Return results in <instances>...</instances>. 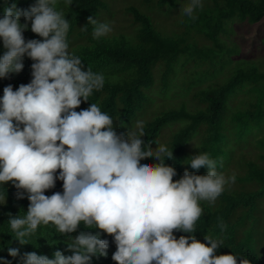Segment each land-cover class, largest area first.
I'll return each mask as SVG.
<instances>
[{
    "label": "clouds",
    "instance_id": "1",
    "mask_svg": "<svg viewBox=\"0 0 264 264\" xmlns=\"http://www.w3.org/2000/svg\"><path fill=\"white\" fill-rule=\"evenodd\" d=\"M65 2L71 5V0ZM57 3L36 0L26 10L12 3L0 18L6 50L0 57V78L21 72L25 56L33 61L30 83L15 91L8 85L0 98V185L12 182L17 199L27 194V213L9 214L8 221L21 246L29 244L41 225H53L60 235L76 232L81 222L99 231L80 232L68 243L70 256L60 250L52 259L35 251L21 255L11 247L8 255L19 257L20 264H91L93 256H107L109 241L101 238L105 233L114 238L117 250L111 258L116 264H237L236 255H215L221 240L206 235V246L194 236L177 239L173 234L194 233L203 214L199 202L214 204L225 186L235 183V175L218 172L217 161L201 152L188 165L197 171L207 168V174L185 170L173 182L177 172L162 158L173 159V151L158 141L155 150L145 145L144 121L125 135L115 131L113 119L95 103L77 112L82 101L104 87L105 78L83 70L82 60L69 52L70 23ZM202 7L201 0H190L180 13L195 19L194 11ZM28 22L42 39L25 40ZM88 24L94 26V39L103 40L112 31L109 23L92 17ZM148 157L159 163H140ZM57 179L63 192L46 196ZM0 264L9 262L0 258ZM239 264L251 261L241 257Z\"/></svg>",
    "mask_w": 264,
    "mask_h": 264
},
{
    "label": "trees",
    "instance_id": "2",
    "mask_svg": "<svg viewBox=\"0 0 264 264\" xmlns=\"http://www.w3.org/2000/svg\"><path fill=\"white\" fill-rule=\"evenodd\" d=\"M140 2L147 7L166 8L169 12H175L182 23V32L175 37L160 35L151 28L148 16L133 7H127L124 12L129 13L132 21L140 25L133 41L122 36L94 39L90 35L94 26L88 24V18L95 16L99 11L107 10V4L103 0H71V5H67L65 0H58L57 9L63 11L70 23L66 37L69 46H73L70 53L82 60L83 70L87 71L90 68L105 78L104 87L99 91L94 90L88 101H82L80 107L75 110L79 112L95 103L102 112L113 119L115 131L121 133L122 128L135 118L148 100L146 91L153 86L152 66L158 61L162 62V78L158 83V89L162 94L168 85L166 79L174 74L176 68H183L185 63L191 62L192 78L187 84L176 86L174 92L180 89L189 90L197 108L193 111H188L184 107L174 108L145 121V136L142 139L146 146L155 150V141L160 129L166 124L183 120L184 124H181L165 143L168 149L173 151V159L162 157L165 164L174 167L177 172L173 182L178 181L185 170L196 175L207 174V168L197 171L188 165L191 157L201 152H207L210 158L216 160L217 171L222 172L221 169L226 162L221 155H232L231 149L224 148L228 140L248 134L255 128H264V71L260 72L257 64L250 60L236 59L232 60L235 64L233 68L225 72L228 73L227 76L221 74L219 81H214L211 86L208 84L201 89L197 87L207 79L215 77V75L210 77V70L215 61L219 63L217 71L219 74L230 63V55L237 54L235 46L228 50L221 46L219 35L229 34L230 25L234 23H244L247 27L258 23L264 18V0H201L203 7L194 11L195 19L180 13L181 8L190 0H140ZM12 3H15L18 9L26 10L34 5L36 0H0V18H3L5 7ZM20 23H25L23 16ZM191 32H196L215 49L203 46L196 48L188 44ZM23 36L26 41L42 39L32 33L30 22ZM260 43L264 48V39H261ZM5 51L0 39V57ZM181 58L184 63L180 67ZM22 63L21 72L10 73L8 77L0 78V98L3 97L4 87L12 85L15 91L21 84L30 83L33 61L25 56ZM183 75L180 69V78L177 81H180ZM244 97L247 99H243ZM231 106L235 107V110L226 117ZM228 130H232L233 137L225 136V131ZM222 139H225L224 145L219 144ZM191 141L196 142L193 147L190 145ZM255 144L264 151V136L257 138ZM257 158L264 161L263 154L257 155ZM140 163L156 164L159 161L154 157H148ZM237 167L241 172L235 176L237 184L235 188L225 187L214 204L208 201L199 202L203 214L194 226L196 231L190 234L174 230L173 234L177 239L182 235L194 236L199 242L210 246L204 239L208 235L222 241L215 255H236L237 264L241 257L249 259L251 264H264V259L258 252L262 245L257 239H253L254 234L252 236V231L258 223L256 217L258 201L264 195V168L255 160L244 165L238 164ZM58 174L57 171L56 175ZM9 184L11 182L0 185V196L5 198L0 200V258L7 260L9 264H20L19 257L13 258L8 255L10 247L18 248L21 255L35 251L38 255H46L52 259L54 252L60 250L65 256H70L72 252L68 250V243L80 232L95 234L99 231L88 229L81 222L76 232L60 235L53 225H41L35 235L28 238L29 244L21 246L15 240V234L8 224L9 214L11 216L26 214L29 201L26 198L27 194L24 199H17V189ZM249 187L252 190H247ZM54 192H63V182L59 179L56 180L55 187L46 190L44 194L51 196ZM221 224L226 226L223 230ZM101 238L109 241L107 256H93L91 264H116L111 258L117 250L114 238L105 233H101Z\"/></svg>",
    "mask_w": 264,
    "mask_h": 264
},
{
    "label": "rangeland",
    "instance_id": "3",
    "mask_svg": "<svg viewBox=\"0 0 264 264\" xmlns=\"http://www.w3.org/2000/svg\"><path fill=\"white\" fill-rule=\"evenodd\" d=\"M107 4V10L99 11L92 18L96 19L99 22H107L111 25L112 31L102 37L104 39H112L114 37L122 36L125 39L133 41L135 39L137 30L140 28L138 23H134L131 19V15L129 13H125L124 9L127 7H133L138 12L148 16L151 20V28L163 36L175 37L176 35L182 32L181 22L176 15L175 12L166 10V8H151L144 6L140 0H103ZM184 25V24H183ZM231 32L226 36L219 35V39L222 42L221 46L224 48H232L233 46L237 49V54L230 55V63L221 70V73L217 74L219 63L214 62L212 68L210 70V77L215 75V77L211 79H207L202 83L198 89L204 88L210 84V86L214 83V81H219V75L224 74L228 75L227 70L233 68L234 61L236 59L250 60L253 63L257 64L258 70L264 71V48L260 43L261 39H264V18L261 19L258 23L253 24L252 26H246L244 23H234L230 25ZM93 36V31L90 33ZM190 41L188 44L194 45L196 48L210 47L215 49L211 43L207 42L202 37L198 36L196 32L190 33ZM193 40V43H191ZM73 46H69V52H72ZM225 57V54L222 56ZM184 60L181 58L179 61V65H183ZM178 66V65H177ZM193 64L191 62H187L183 65V68H176L174 74L166 79V83L168 84L166 90L160 94V89H158V83L160 78H162V62H156L152 68V79L153 86L146 91L148 95V100L146 101L143 109L138 112L135 118L124 128H122V132H118V134H127L131 128H133L137 121H147L154 116L170 110L174 108L184 107L188 111H193L197 108V105L192 100L189 90H178L176 93L174 92V88L176 86H182L187 84L188 80L192 78ZM180 69L184 74L181 77L180 81H177L180 78ZM190 71V72H189ZM217 74V76H216ZM158 89V91H157ZM161 95V96H159ZM247 99V98H243ZM234 104V102L232 103ZM235 110V107L230 108L226 117L229 116L231 112ZM224 121H227L224 119ZM184 124L183 120H178L174 123H169L163 126L157 136V140L160 144H165L171 134L175 133L178 128ZM262 130V131H261ZM225 136L227 138L233 137L232 130L225 131ZM264 136V128H255V130H251L248 134L242 135L238 138L233 137L229 139L226 147L232 150V155L222 154L221 157H224L226 164L223 169H221L222 173L226 177H230L232 175H238L241 171H239L237 165H244L246 162L257 161L264 168V161H260L257 158V155L263 154L264 151L257 147L255 144V140L257 138H261ZM225 139H222L219 144L224 145ZM196 142L191 141L190 145L193 147ZM157 145L155 146L156 149ZM228 158V160L226 159ZM155 159V158H154ZM13 188V183L11 182ZM230 186L231 188H235L237 186L236 181L233 184L226 185L225 187ZM247 190H252V188H247ZM256 217L258 218V223L255 225V229L252 231V236L254 234L253 239H257L260 244V257L264 259V195L258 201V212L256 213Z\"/></svg>",
    "mask_w": 264,
    "mask_h": 264
}]
</instances>
